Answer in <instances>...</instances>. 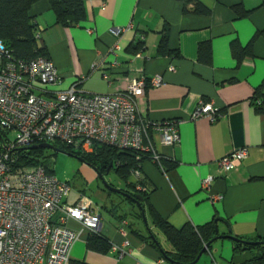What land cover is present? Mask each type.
<instances>
[{"label":"crops","instance_id":"obj_1","mask_svg":"<svg viewBox=\"0 0 264 264\" xmlns=\"http://www.w3.org/2000/svg\"><path fill=\"white\" fill-rule=\"evenodd\" d=\"M196 1L208 12H197L196 3L186 4L185 0H87V20L73 27L56 23L48 0L37 1L30 14L62 78L46 96L73 86L87 93H116L125 90L134 78H163L160 85L148 88L140 110L155 121L181 120V143L166 146L159 134L154 135L158 151L177 166L165 172L151 160L143 162L141 174L147 187L154 188L150 202L177 228L187 223L202 226L215 216L220 219V234L229 237L213 243L196 264H248L253 258L251 252H236L233 238L264 240V114L257 113L251 103L264 81V0ZM237 5L251 13L240 17L234 10ZM131 24L133 28L121 38L111 32ZM167 27L170 48L179 49L181 57L158 54L161 31ZM256 34L254 57L239 63L233 43L246 46ZM139 39L144 40L145 49L134 54L131 47ZM201 43L212 47L211 64L199 59ZM116 44L120 46L117 56L108 55ZM113 60L119 65L113 67ZM201 101L212 103L225 117L216 122L207 117L193 119ZM244 147H248L249 155L241 166L219 177L218 160ZM84 164L86 180H100L98 173ZM211 175L217 179L205 190L203 180ZM135 181L131 174L129 183ZM83 195L94 201V210L101 215L98 234L112 247L119 245L129 254L119 259L112 251L89 250L87 243L93 233L71 221L69 226L81 232L72 261L172 264L132 232H146L145 222L134 217L135 207L129 204L126 209L123 202L111 198L108 189L100 187L89 196L85 190L75 192L72 186L66 203L74 205ZM127 213L129 217L123 218ZM124 221L129 227L133 225L126 233L121 231ZM158 236L164 249L171 251V243L162 234Z\"/></svg>","mask_w":264,"mask_h":264},{"label":"built area","instance_id":"obj_2","mask_svg":"<svg viewBox=\"0 0 264 264\" xmlns=\"http://www.w3.org/2000/svg\"><path fill=\"white\" fill-rule=\"evenodd\" d=\"M132 28L131 24L111 32L121 38ZM89 33L94 31L89 29ZM37 37L41 38L40 32ZM119 50L116 44L108 55L117 56ZM111 63L113 67L119 65L118 60ZM61 79L52 59L17 60L0 42V132L7 133L0 136V264H70L81 232L69 223H79L92 233H98L101 224L91 198L83 195L74 205L66 203L72 191L69 182L59 180L42 165L17 166L18 148L33 142L59 141L91 153L97 145H105L132 151L138 159L147 155L164 170V157L154 135L159 134L166 146L181 143V120L155 121L140 110L148 88L163 82L160 75L150 80L134 78L125 90L116 93H87L73 86L46 96ZM201 117L216 122L225 113L201 101L192 118ZM12 133H17V138L12 139ZM248 155L249 149L244 147L218 160L219 177L237 170ZM132 174L139 184L141 171ZM215 179L213 175L204 179L202 188L209 190ZM121 231L128 232L127 222L122 223ZM111 251L119 259L129 254L119 245Z\"/></svg>","mask_w":264,"mask_h":264},{"label":"trees","instance_id":"obj_3","mask_svg":"<svg viewBox=\"0 0 264 264\" xmlns=\"http://www.w3.org/2000/svg\"><path fill=\"white\" fill-rule=\"evenodd\" d=\"M39 0H0V42L10 50L17 60L28 61L38 57L50 58L48 49L43 43L41 38H38L39 27L35 19L30 14L32 6ZM52 10L56 15V23L63 27H73L80 25L87 20V0H48ZM186 4L196 3V11L201 13L208 12V9L203 7L196 0H185ZM264 6V2L262 4ZM240 17L248 16L251 11L245 10L241 5H237L234 9ZM169 28L161 31L162 38L158 47V54L161 56H175L181 57L180 50H172L169 43ZM259 34H256L252 40L246 45H241L238 41L233 43V51L235 57L241 63L246 57H254L255 42ZM134 54H138L145 49L143 39L134 47H131ZM199 59L206 63L212 62V47L209 43H201L199 46ZM252 105L259 114H264V81L257 88L255 96L251 100ZM2 134H7L1 133ZM3 137H0L2 139ZM56 147L69 153L72 156L82 158L86 164L91 167H96L99 172L106 174L110 165L113 163L112 172L125 183V189H120L128 193L133 198L142 196L138 205L133 198L126 197L121 193L114 192L108 189L109 193H116L123 196L124 200L136 208L134 217L137 220L144 222L143 212H145L148 219V226L145 224L146 232H141L137 229H132V232L137 234L142 240L148 242L154 248L159 250L162 256L171 260L172 264H191L198 258L203 248L218 236L217 226L220 219L215 216L213 220L202 226H194L191 223L185 224L182 228H177L170 224L163 218L159 212L153 207L150 202L151 190L147 187L148 182L141 174L139 184L129 183L131 174L135 171H141L142 164L145 160H151L147 155L138 159L132 151H120L115 148L97 145L93 152L83 153L74 150L72 147L67 146L59 141L55 142ZM40 143L33 142L28 146L20 147L16 150L15 159L17 166L33 167L44 166L48 172L55 174L54 169L51 167L49 158L45 154V149L38 148L32 149ZM119 164V165H118ZM162 164L167 172L174 169L177 164L175 161L163 158ZM159 167V164H156ZM110 173V174H111ZM109 174V175H110ZM113 187L114 185L111 184ZM116 188V187H115ZM123 218H128L129 214L122 215ZM133 225H131L132 227ZM131 227L127 226L128 231ZM158 234H162L168 240L173 249L167 251L164 249ZM235 240V250L250 251L253 258L251 263L264 264V240L257 239L255 244H246L239 238ZM87 247L89 250L98 253H108L111 251V244L100 236L98 233H93L90 236ZM70 264H89L84 261H72Z\"/></svg>","mask_w":264,"mask_h":264},{"label":"rangeland","instance_id":"obj_4","mask_svg":"<svg viewBox=\"0 0 264 264\" xmlns=\"http://www.w3.org/2000/svg\"><path fill=\"white\" fill-rule=\"evenodd\" d=\"M17 136V133L11 134L12 139L17 138ZM52 144L56 146V143ZM45 154L49 158L48 160L50 161L51 167L55 171L56 177L59 180L71 182L75 192L79 190H85L89 196H94V193H96L99 187L107 189L102 180H93L91 182L86 180L87 176L82 170L85 164L80 158L50 149H45ZM106 180L109 184H113L116 188H125V183L117 176L115 172H112L109 176H107ZM111 198L123 202V207L126 209L130 206L121 195L112 193Z\"/></svg>","mask_w":264,"mask_h":264},{"label":"water","instance_id":"obj_5","mask_svg":"<svg viewBox=\"0 0 264 264\" xmlns=\"http://www.w3.org/2000/svg\"><path fill=\"white\" fill-rule=\"evenodd\" d=\"M31 148H32V149H38V148H42V149H50V150H54V151H56V152H62V153H65V154H69V153H67V152H65V151H63V150H60L58 147H56V146H55L54 144H52V143H40V144H38V145H36V146H33V147H31ZM69 155H70V154H69ZM80 159H81L82 162L86 163L84 159H82V158H80ZM88 165H89V164H88ZM113 166H114V165H113V163H112V164L110 165V167H109V169H108V171H107L106 174H103V173L99 172L98 169H97L96 167H92V168L98 173V175H99V179L102 180V182L104 183V185L106 186L107 189H110V190H112V191H114V192H117V193H121L122 195H125L126 197L133 198V197H132L131 195H129L128 193L123 192V191H121L120 189L113 187L111 184H109V183L107 182L106 177L109 176V174L111 173ZM133 199H134V201L139 205V204H140L139 200L142 199V196H138V197L133 198ZM143 216H144V222H145V224L148 226V219H147V216H146L145 212H143ZM217 233H218V236H217L215 239H213L211 242H209V243L203 248V250H202L201 253L199 254V256H198V258L196 259V261H194V262L191 263V264H196V263H198V262L200 261L201 257H202L206 252L209 251V249H210V247L212 246V244L215 243L217 240H219V239H224V238L229 237V236H226V235H221L218 226H217ZM235 239H236V238H235ZM243 242L246 243V244H255V243H256V242H249V241H243ZM170 261H171V260H170ZM248 264H253V263H248Z\"/></svg>","mask_w":264,"mask_h":264}]
</instances>
